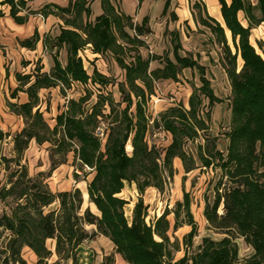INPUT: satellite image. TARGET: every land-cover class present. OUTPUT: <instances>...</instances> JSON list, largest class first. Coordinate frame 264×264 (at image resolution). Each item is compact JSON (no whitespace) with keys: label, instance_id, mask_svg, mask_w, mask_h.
Returning <instances> with one entry per match:
<instances>
[{"label":"trees","instance_id":"trees-1","mask_svg":"<svg viewBox=\"0 0 264 264\" xmlns=\"http://www.w3.org/2000/svg\"><path fill=\"white\" fill-rule=\"evenodd\" d=\"M217 1L223 26L210 18L200 22L211 31L222 50L220 63L230 86V122L225 134L228 143L224 154L217 149L216 138L204 135L197 154L202 168L218 172L212 199L206 200L204 218L210 229L225 237L219 241L205 238L195 253L187 251L184 258L174 262V251L178 250L174 249L177 242L170 241V230L175 232L184 224L192 227L184 238L186 248L196 235L188 193L183 192V201L176 203L173 226L167 220L168 211L148 224V211L142 200L148 189L164 191L167 181L175 175L174 160L181 162L185 175L198 168L185 147L187 142L199 139L200 133L208 132L209 117L207 121L200 117L201 102L206 99L209 108L222 103L213 93L206 69L191 57L179 56L181 45L177 34H172L174 61L167 56L144 59L140 54L145 46L142 38L151 34L146 20L134 25L132 18L117 11L111 0H101L103 14L90 22L89 0H76L65 9L51 6L64 25L60 35L51 40V49L56 50L54 68L49 75L38 73L27 87L29 103L9 105L11 112L23 119L25 128L13 137L14 157L1 159L5 170L11 164L19 169L10 173L8 186L0 181V201L11 200L14 204L10 215L0 217V231L9 233L5 246L0 248V264H27L22 257L24 249L35 256L36 264H79V247L94 237L107 239L126 264H264V58L250 42V28H245L239 20L242 13L251 26L264 25V0H256V5L250 0ZM4 4L10 7L9 16L23 23L18 13L25 9L24 1L4 0L0 6ZM168 7L169 0L163 14ZM87 45L94 54L111 55L124 71V82L118 86L124 108L119 109V104L114 105L108 96L100 94L88 111L85 105L92 94L87 91L78 100L68 101L66 111L56 117V126L50 130L39 111L33 112L40 89L58 87L65 96L66 91L79 85L105 87L109 82L96 70L91 76L87 74L78 56ZM63 47L67 50L64 68L57 61ZM153 60L162 61L163 68L149 71ZM187 69L198 72L201 84L193 88L189 108L170 107L151 121L147 111L155 94V83L177 82L180 73ZM18 79L24 86L30 76H18ZM19 90L20 87L13 97ZM105 105L109 107L108 115L103 111ZM101 123L107 127L104 144L94 135ZM151 129L170 135V144L163 152L148 145ZM7 137L0 130V143ZM33 140L37 145L50 143L53 156L62 157L60 162L50 157L51 168L46 176L64 164L69 153H73L81 170L92 169L87 195L96 213L90 208L81 213L83 199L79 189L53 194L42 180L43 174H38L36 180L29 177L27 169L19 164ZM127 145L132 150L130 155L126 152ZM125 184L134 185L139 193L131 223L124 209L129 207L131 215L132 205L119 198ZM56 201L58 209L45 213ZM181 211L186 217L184 222L179 221ZM86 227H93L94 231L89 233ZM231 235L243 239L252 250L243 262ZM48 241L54 243V250L47 247ZM53 257L56 260L50 263ZM101 264H114V257H104Z\"/></svg>","mask_w":264,"mask_h":264},{"label":"rangeland","instance_id":"rangeland-1","mask_svg":"<svg viewBox=\"0 0 264 264\" xmlns=\"http://www.w3.org/2000/svg\"><path fill=\"white\" fill-rule=\"evenodd\" d=\"M176 8L180 16L184 14L189 15L187 10V0H179ZM195 4L198 2L200 5L198 7L189 5V12L194 21V30H184L185 37L182 36V45L185 47V50H190V55L197 60L199 65L204 66L206 69V77L210 82L211 88L218 99L222 101L221 104H214L212 107H208L209 103L206 99H203L200 105V117L207 121V116L209 117V129L207 133H200V138L187 142L186 151L191 154L196 160L197 169L193 172L185 175L181 162L178 160L173 161V167L175 170V175L171 181H167V186L163 192H159L155 189H148L142 195V200L144 205L147 207L148 217L146 222L150 224L157 218H160L164 212L168 211L169 215L167 220L173 226L175 219V209L176 203L183 201V192L188 193L190 198V214L193 219L194 226L196 228V235L191 241V246L188 248L185 247V237L192 231V227L189 225H183L178 228L175 232L171 229L169 232V237L171 242H177V246L174 247L178 251H174V262H177L184 258L186 252L189 254L195 253L198 250V247L202 244V240L209 238L213 241H219L225 237L224 234L215 232L210 229L206 219L204 218V209L206 200L211 201L212 199V188L214 183L217 180V171L215 169H206L202 168L198 160L197 147L200 144H203L204 135H208L211 138H216V146L219 151L226 154L227 140L225 139V134L229 129L230 122V110H229V97H230V87L229 81L225 72L222 70L220 65V60L222 58L221 47L216 43L215 38L211 33L200 25L199 21L201 18L208 19L205 9H203V4L201 0H193ZM253 5H256V0H250ZM183 2V3H182ZM151 5H153L151 1ZM172 5H175V0L172 2ZM152 11V9H151ZM151 15V14H150ZM239 20L241 24L246 28H250V42L253 47L256 49L259 55L264 58V25L260 26H251L248 20L245 18L244 14L239 15ZM135 21V20H134ZM170 16L159 17L156 19L154 26L157 25L162 33L165 27L168 29ZM134 25H139L136 22H133ZM165 23L166 26H165ZM159 25V26H158ZM154 27L150 30L151 34L142 38L145 46L140 49V54L142 57H163L168 55L170 59L171 48L170 45V36L165 31L163 37L161 33L158 32ZM159 36L157 37V34ZM228 37L229 45L234 51L233 45L231 43L230 37ZM182 55V53H180ZM84 62L86 70L90 72L91 67H95L94 59L91 57H84ZM90 59V60H89ZM100 70L106 73L105 77L108 78V84L105 87L102 86H92L89 85L84 89V93L91 92V98L87 102L86 110L90 111L92 106L97 101L98 95L108 96L114 103V105L119 104V109H123L124 105L121 104L122 97L119 93L118 86L124 82V73L120 71L117 67L115 61L111 55L101 56ZM163 67L164 64L160 60H153L150 64L149 70L153 71L156 67ZM241 63L239 62V67ZM201 86L199 81V74L195 70H183L177 82L167 81L155 83V94L152 96L149 105L147 114L150 117V120L158 118L159 114L164 112L166 109L174 106H182L184 109H188L189 98L193 93V88H199ZM82 96L80 89H74L73 91H66L64 97L63 107L66 108L65 99L72 96L79 97ZM104 114L108 115L109 107L105 105L103 108ZM50 119L47 117L46 121ZM52 120V118H51ZM13 125L16 122H12ZM20 127V126H19ZM18 127V128H19ZM9 130V129H8ZM14 132H7L8 137L0 143V181L3 186H8V177L11 172L18 170V166L15 164L10 165L9 170H5L4 163L1 162V159L4 157L11 159L14 157L13 153V136L18 133L16 128ZM171 137L167 133H164L158 129H151L148 136L147 142L150 147H155L159 152H163L165 148L170 144ZM41 146V145H40ZM131 147L127 145L126 152L130 155ZM54 157V160L57 162L62 161L60 155H54L51 153V145L46 143L43 147H32V149L27 150L19 165L24 166L27 169L28 175L33 180H36L38 174H43L41 177L44 180V183L48 186L50 192L57 194L58 192H64L69 188H72L73 185H78L82 190L85 189V185L90 181L91 175L93 173L81 170L78 162L74 161L73 153H69L66 157V162L60 165L50 176L48 173L51 168L50 157ZM75 189V188H73ZM86 197V194H85ZM119 198L125 200L128 204L132 205L131 215H129V207H125L124 214L129 223L132 220V212L135 204L139 198V193L134 185L125 184V188L122 193L119 195ZM126 205V206H127ZM14 204L11 200L4 202L0 201V217L3 214L10 215L11 209ZM59 207L58 201L45 209V213H49L57 210ZM89 206L88 201H83L81 208V213H83ZM92 210V208L90 207ZM221 213V212H220ZM184 212H180V222L185 221ZM86 230L89 233L94 231L93 227H86ZM9 233L5 231H0V248L4 247ZM234 240V243L238 249V257L241 262L248 259L252 250L244 243L243 239L231 235ZM47 247L50 250H54V243L51 241L47 242ZM112 255L114 257V264H126L122 258L115 253V250L112 244L103 237H94L90 241L85 242L82 246L79 247L77 252V260L79 264H101L104 257ZM22 257L27 264H36L35 256L28 250L24 249L22 251ZM56 260L53 257L50 260V263H53ZM61 264H70L61 263Z\"/></svg>","mask_w":264,"mask_h":264},{"label":"crops","instance_id":"crops-1","mask_svg":"<svg viewBox=\"0 0 264 264\" xmlns=\"http://www.w3.org/2000/svg\"><path fill=\"white\" fill-rule=\"evenodd\" d=\"M3 1L4 0H0V3H3ZM23 1L25 3V9L20 10V12L18 13V17L23 20V23H17L12 17L9 16L10 7L8 5L4 4L0 6V12L2 13V16L0 17V130L4 134H7V132H14L13 130L15 128L16 130H18V133H20L25 128L23 119L13 114L9 108V105L22 106L29 103V97L25 92L27 87L35 81V78L38 73L40 75H49L52 69L54 68L53 55L55 54L56 50L51 49V40L56 39L60 35L61 30L64 29V25L63 22L59 19V17L55 15L56 10L54 8H51V6L65 9L69 6L70 2H74L76 0ZM151 1L153 5H151ZM173 1L174 0H169V7L165 14L163 13L167 0H143L141 3H139L137 0H111V3L117 11L127 17L132 18L133 22H136L139 25H141L143 21L146 20L147 27L150 30L153 27L156 30L160 27L159 25V27H157V25L154 26V23L156 22L157 18L169 15L171 21H169L168 29L165 27L164 31L165 34L167 32L170 36V45L172 46V58L174 51L172 34H177L179 43L181 45V49L178 52L179 56L191 57L190 55L186 54V52L190 53V50H185V47L182 45V36L185 35L184 30H194V21L189 12V5L191 4V6H193L194 8L198 7L200 3L198 2L197 5L193 0H187L186 5L189 15L184 14L183 16H180L178 13L179 11L176 8L177 3L180 1L175 0V5H172ZM201 1L203 4V9H205L207 13V17L215 20L217 23L223 26L219 2L217 0ZM225 1L229 2V0ZM89 7L91 10V17L89 21L94 22L96 18L100 17L103 14L102 2L101 0H89ZM199 23L201 26H203L200 21ZM166 24L167 23H165V26ZM203 27L211 33V31L207 27ZM164 31L161 33L160 29H158V32L161 33L162 37ZM159 33L157 34V37L159 36ZM227 36H229L228 33ZM180 53H182V55ZM83 55L87 59L88 57H91L95 60V67H91L90 72L86 70ZM78 56L83 61L84 68L89 76H91L93 71L96 70L100 75L105 77L106 73L100 70L101 63H103L101 60L102 55L94 54L91 50L90 45H87L85 48L79 51ZM166 56L169 58L168 55H164L163 57ZM191 58L194 60L193 57ZM170 60L174 61V59ZM57 61L60 63L62 68L66 66L67 50L65 47L60 49ZM162 68L163 67L158 66L153 71ZM120 71L122 70L120 69ZM122 72L124 73V71ZM18 76H30V80L26 85L23 86V84H21V82L19 81ZM167 81L159 82L167 83ZM88 86L79 85V88L76 89H80L82 92V96H84V89H86ZM19 87L20 90L13 97V93ZM71 91L74 92V89ZM61 95L62 94L58 87L43 88L40 89L37 94L38 104L37 107L34 108L33 112H35L36 110L39 111L50 130L56 126V117L66 111V108L63 107L64 97H62ZM82 96H72L71 99L78 100ZM47 117L50 119L49 121H46ZM12 122H16V124L13 125ZM44 144L46 143H43L41 146L37 145L36 142L33 140L30 142L27 150L32 149V147L35 146L38 148L43 147ZM90 178L91 181L93 175H91ZM73 188L79 189L81 191L82 199L84 202L88 201L86 185L84 190L80 189L78 185H73L72 188H69L64 192H70L73 190ZM89 206L92 208V210H90L93 213H96V209H94L95 207L90 204Z\"/></svg>","mask_w":264,"mask_h":264},{"label":"built area","instance_id":"built-area-1","mask_svg":"<svg viewBox=\"0 0 264 264\" xmlns=\"http://www.w3.org/2000/svg\"><path fill=\"white\" fill-rule=\"evenodd\" d=\"M69 100H70L69 97H67V98L65 99V101H66V105H67V103H68ZM106 132H107V127H106V125L103 124V123H101V124L97 127V129L95 130L94 135H95V137H96V138H97L102 144H104L105 141H106V136H107ZM85 171L92 172V169H89V168L85 167Z\"/></svg>","mask_w":264,"mask_h":264},{"label":"bare ground","instance_id":"bare-ground-1","mask_svg":"<svg viewBox=\"0 0 264 264\" xmlns=\"http://www.w3.org/2000/svg\"><path fill=\"white\" fill-rule=\"evenodd\" d=\"M131 150L129 149V152H130ZM131 153V152H130ZM95 209V208H94Z\"/></svg>","mask_w":264,"mask_h":264}]
</instances>
